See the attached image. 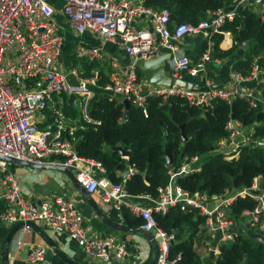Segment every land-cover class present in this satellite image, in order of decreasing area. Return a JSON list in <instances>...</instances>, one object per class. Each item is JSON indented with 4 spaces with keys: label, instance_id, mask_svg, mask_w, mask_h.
Returning <instances> with one entry per match:
<instances>
[{
    "label": "built area",
    "instance_id": "2783aa9c",
    "mask_svg": "<svg viewBox=\"0 0 264 264\" xmlns=\"http://www.w3.org/2000/svg\"><path fill=\"white\" fill-rule=\"evenodd\" d=\"M51 0H0V156L18 159L37 166L58 165L74 172L78 183L93 195L101 192L102 199L113 204L117 210L129 209L143 220L141 229L151 234L159 243L158 264H179L180 256L171 259V248L176 243V233H169L159 227L154 213L166 214L170 209L180 207L182 211L194 209L205 223L198 235L217 240L218 243L233 241L242 231L249 235L264 234V176L256 175L251 187L243 189L227 188L221 195L209 196L183 190L177 183L179 176L190 172H200L198 157L186 159L177 171H170V182L158 189V197L145 195L151 207L135 203V196L127 190V178L113 183L106 176L104 166L94 160L80 157L69 139L62 138V125L56 131L50 127L40 129L38 117L44 114L56 96L65 95L74 108L83 110L84 119L92 122L88 110L95 96L91 87H97L100 73L84 79L77 69L64 70L59 64L65 37L56 22V10ZM147 0H63L61 13L72 32L83 36L89 33L103 44L121 46L131 62L123 69L110 74V83L104 92L129 100L148 117L149 98H170L187 100L190 106L211 108L221 100L232 106L237 99L246 100L253 109L261 106L254 90H244L242 84L256 80L261 70L254 67L245 77L235 71L231 83L211 88L215 82L209 80L208 63H218L212 59L211 46L194 61L187 54L184 40L202 36L222 35V43L228 47L236 45L229 39L231 34L223 28L234 21L240 11L252 4H258L257 13L264 22V0H237L229 10H218L198 24L184 23L170 28V14L167 10L156 11L146 6ZM148 24L139 27L142 19ZM242 42L240 49H247ZM161 52L171 53L167 60V70L171 78L184 80L204 78L206 89H187L177 85H152L140 77L135 66L137 60H151ZM76 56L90 62L102 58L101 49H79ZM73 74L80 87H72L67 75ZM192 83V82H191ZM194 84V83H193ZM228 135L218 143L225 159H237L242 147L250 142L254 148L258 143L251 136L255 128L247 129L230 118L226 125ZM99 174V176H97ZM100 174L102 176H100ZM129 175V174H128ZM262 186V187H261ZM240 198H250L256 202L253 209H245L238 217L233 215L232 206ZM215 203L214 206L211 204ZM0 220L9 228L23 223L19 230L23 233L33 229L29 223L46 225L65 232L96 264H123L129 257L125 244L114 237L99 238L87 234L85 219L74 204L65 196H51L40 203L25 201L17 178L9 171V162L0 160ZM208 243H205L207 245ZM210 247L220 255V246ZM22 241L18 242V246ZM47 248L35 244L29 248L28 259L32 264L44 262ZM1 252V251H0Z\"/></svg>",
    "mask_w": 264,
    "mask_h": 264
},
{
    "label": "trees",
    "instance_id": "16d2710c",
    "mask_svg": "<svg viewBox=\"0 0 264 264\" xmlns=\"http://www.w3.org/2000/svg\"><path fill=\"white\" fill-rule=\"evenodd\" d=\"M237 0H147L146 6L156 11L167 10L170 14V28L190 23L198 24L208 18L209 14L218 10H226ZM224 31L231 32L236 45L228 51H223L220 44L222 35L214 34L208 40L203 38L197 61L211 46L212 59L222 60L230 57L238 59L233 64V71L247 77L254 69L264 70V22L252 6L242 9L238 17L227 22ZM242 42H247V51L240 57L238 49ZM218 65L208 63L209 74L216 72ZM92 67H90V70ZM139 76L142 77L138 70ZM91 72L85 74L90 78ZM195 83L199 79L186 77ZM110 83L109 77L100 71L97 87L93 88L95 96L91 99L89 116L92 122L81 118L77 108L65 104L62 114L66 118L77 119L78 124L73 135L70 128L62 132L63 139H69L77 154L85 159L101 163L106 176L113 183L123 180L119 173L134 170L127 179V190L133 196L150 195L158 197V189L165 187L170 181L169 171H177L188 158L198 157L201 162L200 172H190L179 176L176 183L192 194L202 188L201 193L209 196L221 195L227 188L243 189L251 187L256 175L264 176V146L251 144L241 148L237 159L227 160L219 150L218 143L227 137V122L230 118L239 121L249 132L254 127L251 136L257 143L264 142V108L250 107L244 99H237L232 106L218 100L211 108L203 109L190 106L182 98H149L147 103L148 117L140 108L134 105L128 109V118L124 119L126 106L122 98L114 97L104 92V87ZM199 85V84H198ZM51 125L60 116H53L50 111ZM184 125L186 141L182 140L180 127ZM39 126L40 129H43ZM56 131L57 128L53 127ZM122 146L130 151L128 159L123 158L112 148ZM166 149L171 157V165L166 159ZM200 192V191H199ZM152 205V204H151ZM256 202L250 198L238 199L233 208V215L238 217L245 209H253ZM4 205L0 207V212ZM127 224L137 229L143 225V220L124 209ZM159 227L165 231L176 233V243L171 248V259L181 257L179 264H264V244L252 239L240 231L233 241L220 246V255L216 260L202 258L196 248L199 231L202 230L205 217L199 216L194 209L182 211L180 207L170 209L166 214L154 213ZM11 228L0 220V251L10 233Z\"/></svg>",
    "mask_w": 264,
    "mask_h": 264
},
{
    "label": "crops",
    "instance_id": "0c3cea01",
    "mask_svg": "<svg viewBox=\"0 0 264 264\" xmlns=\"http://www.w3.org/2000/svg\"><path fill=\"white\" fill-rule=\"evenodd\" d=\"M50 3L56 10L55 19L58 24L60 33L65 37L64 48L62 51L63 60L62 62L59 61L60 66L64 70L77 69L84 79H86L84 76L88 72V70L91 72L92 76L96 72L100 73V71H102L106 76L110 78V74L112 73V71L116 70L113 67V64L117 65V70H123L131 62L130 58L126 55L124 49L121 46L110 43L103 44L99 39L89 33H86L83 36L76 35L74 32H72L68 23L62 16L61 8L63 6V0H51ZM232 6H234V3L226 10L231 9ZM249 6H252L255 12L258 9V4H252ZM147 24L148 20L144 18L140 21L138 26L142 27L146 26ZM229 39L234 40L232 33L229 35ZM203 40L204 39L200 36L194 38H186L184 40L187 54H189L191 58H196L201 55L200 50ZM82 48H99L101 49L102 58L100 60H95L92 62L88 60H80L77 58L76 53L79 49ZM220 48L223 51L232 49L228 47L227 43L222 42L220 44ZM66 58L72 61L66 64ZM74 58L80 61V65L73 63ZM237 59V57L232 56L227 59L219 60V62L216 63L218 65L216 67V72L212 71L213 74L208 75L209 80H212L215 83L222 82V86L229 85L231 83L233 64ZM90 67H92L91 70ZM191 82L197 85L199 84L197 90H199L200 88L206 89L204 78H199L198 83H195L193 81ZM242 86L244 90H254L257 100L264 108V70H261L259 77L256 80H250L249 82L243 83ZM65 102L67 105L73 107L71 101L65 95L56 96L47 111H50L53 116H60V118L55 119V122H53L51 125L43 127L50 120L49 114L46 111L44 114H41L38 117L39 126H42L43 129H47L48 127H50L53 130V127L59 129L60 126L58 125L61 124L64 132L66 131V129L70 128V134L73 135L78 124V120L71 118L68 119L62 114V108ZM77 109L81 114V118L84 119L82 108L77 107ZM249 144L250 142L248 143V145ZM172 170L173 168L170 169V171ZM9 171L13 173L17 178L22 192V197L25 201L38 203L40 201L45 202L47 200H50L51 196H65L68 199L74 201V204L84 217L86 223L85 228L89 236L94 235L99 238L114 237L119 243L122 242L125 244V248L129 253V257L124 261L123 264L150 263L152 258L151 244L146 234L140 233V231L143 232L141 227L133 229L127 224L123 213L124 209L127 208L117 210L113 206V204L104 202L101 196V192L98 191L97 193L92 195V198L95 200L102 214L104 215L103 218H100L94 212L93 208L88 202V199L71 183L69 178L63 172L55 170L31 169L29 167L13 163H9ZM74 172L72 173L74 174ZM128 172V178H130L134 170L132 168H129ZM124 174L125 173H119V176H122L124 179ZM97 176H99V174H97ZM100 176L102 175L100 174ZM143 196L145 195L139 197L135 196V203L145 207H151V201L142 198ZM214 205L215 203L211 204V206ZM131 213L133 214V212ZM105 219L111 220L116 224L127 227L131 230H137L138 232L121 231L109 225L105 221ZM38 226L54 242L60 254L53 250L47 244L44 238L34 230L26 233L19 231L14 238L15 242L13 247L10 248L9 264H32L28 259L30 253L29 248L31 246H34L35 244L43 245L47 248L44 262L40 264H96L89 259L87 254L74 241H72L65 232L52 229L43 224ZM259 236L264 239V234H261ZM198 237L200 238L197 241L196 248L199 255L205 259L210 258L212 251L208 250L210 247L218 245V241L213 240V238L210 239V237H207L205 235H198ZM19 241H22L21 246H18ZM205 243L208 244L205 245ZM222 244L224 243L220 242L219 246H221ZM214 256L215 258L212 260H216L219 257V254L214 253ZM0 264H4L2 252H0Z\"/></svg>",
    "mask_w": 264,
    "mask_h": 264
},
{
    "label": "water",
    "instance_id": "95a60500",
    "mask_svg": "<svg viewBox=\"0 0 264 264\" xmlns=\"http://www.w3.org/2000/svg\"><path fill=\"white\" fill-rule=\"evenodd\" d=\"M247 51V49H238V55L242 56L245 52ZM171 58V53L169 52H161L158 56H156L154 59L151 60H137L135 62V66L137 67V69L139 70L140 74L144 77L145 81H147L148 83L152 84V85H165V86H171L173 85H177L180 87H185L187 89H194L197 90L198 89V85L197 84H193L191 82H187L184 80H180V79H176V78H171L169 71L167 70V60H169ZM63 57L61 56L59 58V61L62 62ZM259 69V67H258ZM208 72H211V69L208 67L207 68ZM67 82L70 86L72 87H80L82 86L83 83L78 82L77 79L75 78V76L73 74H68L67 75ZM222 86V82H217L215 83L211 88H216ZM125 106H126V110L124 113V119L126 120L128 118V109L131 107V103L129 102V100H124L123 101ZM181 129V136H182V140L183 142L186 141V137L184 135L183 129H184V125L180 127ZM260 145L264 146V142L261 143ZM115 152L119 153L123 158L128 159L130 156V151L124 149L122 146H117V147H113L112 148ZM166 159H167V163L168 165H171V157L169 154L168 149H166ZM0 160L2 161H7L9 163H13V164H17V165H21V166H26L29 167L31 169H37V170H55V171H60L63 172L71 181V183L80 191L82 192V194L88 199L89 204L91 205V207L93 208L94 212L97 214V216H99L100 218H103V214L99 208V206L97 205V203L95 202V200L92 198V195L88 194L84 188L78 183L75 175L72 173V171L64 166H58V165H44V166H37L34 164H30L18 159H14V158H8V157H3L0 156ZM129 172L126 171L124 174V178H127ZM262 187V186H261ZM200 192L202 191V188H200L199 190ZM40 202H38L39 204ZM105 221L111 225L114 228H117L121 231L124 232H138L137 230H131L127 227L124 226H120L118 224H116L115 222L105 219ZM24 226L23 223H19L14 225L11 230L9 235L7 236L6 240L4 241L3 245H2V257H3V261L4 264H9V253H10V248H11V244L14 241V238L16 236V234L19 232V230ZM28 226H30L35 232L39 233V235H41L44 240L47 242V244L53 249L55 250L58 254H60V252L58 251V249L56 248L54 242L49 238V236L36 224L33 223H29ZM84 227H86V223L84 222ZM140 233H144L146 234L151 247H152V258L149 264H158L159 261V257H160V249H159V243L158 241L151 235L148 234L146 232H141ZM249 236L256 240L257 242L264 244V239L262 237H260L259 235L249 231ZM211 259H214V252L211 253L210 256ZM108 264H112V263H108Z\"/></svg>",
    "mask_w": 264,
    "mask_h": 264
},
{
    "label": "rangeland",
    "instance_id": "374dc122",
    "mask_svg": "<svg viewBox=\"0 0 264 264\" xmlns=\"http://www.w3.org/2000/svg\"><path fill=\"white\" fill-rule=\"evenodd\" d=\"M71 61H72V60H68V59L66 58V64L70 63ZM79 62H80V61H78V59H77V60H76L75 58L73 59V63H74V64L76 63L77 65H80ZM93 88H94V87H91V91H92L93 94H95L94 91H93ZM257 145H259V143H258ZM14 242H15V241L12 242L11 247H13Z\"/></svg>",
    "mask_w": 264,
    "mask_h": 264
},
{
    "label": "clouds",
    "instance_id": "9594fccd",
    "mask_svg": "<svg viewBox=\"0 0 264 264\" xmlns=\"http://www.w3.org/2000/svg\"><path fill=\"white\" fill-rule=\"evenodd\" d=\"M259 145H260V143H259Z\"/></svg>",
    "mask_w": 264,
    "mask_h": 264
}]
</instances>
